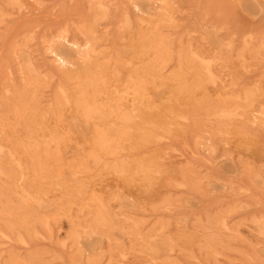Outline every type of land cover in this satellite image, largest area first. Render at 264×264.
Here are the masks:
<instances>
[{
	"label": "rangeland",
	"instance_id": "obj_1",
	"mask_svg": "<svg viewBox=\"0 0 264 264\" xmlns=\"http://www.w3.org/2000/svg\"><path fill=\"white\" fill-rule=\"evenodd\" d=\"M0 168V264H264V0H0Z\"/></svg>",
	"mask_w": 264,
	"mask_h": 264
},
{
	"label": "bare ground",
	"instance_id": "obj_2",
	"mask_svg": "<svg viewBox=\"0 0 264 264\" xmlns=\"http://www.w3.org/2000/svg\"><path fill=\"white\" fill-rule=\"evenodd\" d=\"M157 14V13H156ZM164 16V15H163ZM162 16V17H163ZM161 17V18H162ZM158 17H156V19H157ZM159 18H160V16H159ZM169 19V18H168ZM157 31V30H156ZM149 34V33H148ZM95 36V35H94ZM153 36V35H152ZM159 38H160V36H158ZM156 39V38H155ZM153 47V46H152ZM197 55V54H196ZM186 64H187V62H185ZM183 66V65H182ZM189 68V67H188ZM138 69H140V68H138ZM143 69V68H142ZM185 70H187V68L185 69ZM147 71V70H146ZM145 71V72H146ZM199 71V70H198ZM138 72V71H137ZM141 72H143V71H141ZM191 72V71H190ZM197 72V71H196ZM182 73V72H181ZM142 75V74H141ZM201 75V74H200ZM145 76H146V74H145ZM154 77V76H153ZM152 78V77H151ZM171 80V79H170ZM169 81V80H168ZM181 81V80H180ZM151 82V81H150ZM174 82V81H173ZM176 83H178L177 81H176ZM142 86V85H141ZM135 87V86H134ZM184 87V86H183ZM143 89V88H142ZM147 89V88H146ZM60 90V89H59ZM138 90V89H137ZM139 92V91H138ZM61 94V93H60ZM136 94V93H135ZM64 95V94H63ZM87 95V94H86ZM62 98V97H61ZM131 98V97H130ZM69 99V98H68ZM138 99V98H137ZM91 100V99H90ZM136 100V99H135ZM145 101V100H144ZM64 102V101H63ZM117 102V101H116ZM114 103V102H113ZM115 104V103H114ZM118 104H119V102H118ZM158 104V103H157ZM133 105V104H132ZM115 106H116V104H115ZM131 106V105H130ZM137 106V105H136ZM77 106H75V108H76ZM122 107H123V104H122ZM87 108H88V106H87ZM87 108L85 109V110H87ZM107 108H109V107H107ZM106 108V109H107ZM113 108H114V106H113ZM112 108V109H113ZM137 108H139V107H137ZM141 108V107H140ZM140 108H139V110H140ZM159 108H160V106H159ZM72 109H73V107H72ZM108 110V109H107ZM128 110V109H127ZM130 110V109H129ZM128 110V111H129ZM135 110H137V109H135ZM96 111V110H95ZM132 111V110H131ZM156 111V110H155ZM164 111H165V109H164ZM86 112V111H85ZM84 112V113H85ZM105 112V111H104ZM115 112H116V110H115ZM91 113V112H90ZM97 113V112H96ZM106 114V113H105ZM171 114V113H170ZM172 114H173V112H172ZM100 115V114H99ZM103 115H104V113H103ZM132 115V114H131ZM158 115V114H157ZM105 116V115H104ZM110 116V115H109ZM121 116V115H120ZM127 116V115H126ZM155 116V115H154ZM106 117H107V115H106ZM135 117V116H134ZM139 117V116H138ZM142 117V116H141ZM145 117V116H144ZM167 118H168V115L166 116ZM109 118V117H108ZM119 118V117H118ZM148 118V117H147ZM117 119V118H116ZM136 119V118H135ZM157 119V118H156ZM105 120V119H104ZM158 121V120H157ZM113 122V121H112ZM143 123V122H142ZM146 123V122H145ZM105 125V124H104ZM141 125V124H140ZM165 125V124H164ZM113 126V125H112ZM142 127V126H141ZM156 127V126H155ZM160 127V126H159ZM94 128V127H93ZM103 128V127H102ZM118 129V128H117ZM116 129V130H117ZM131 129V128H130ZM118 131V130H117ZM158 134V133H157ZM136 136V135H135ZM156 137V136H155ZM95 139V138H94ZM114 139V138H113ZM118 139V138H117ZM132 139V138H131ZM95 141H96V139H95ZM116 141V140H115ZM114 141V142H115ZM120 142V141H119ZM111 144H112V142H111ZM28 145V144H27ZM118 146H119V144H118ZM102 147V146H101ZM101 147H100V149H101ZM112 148V147H111ZM43 149V148H42ZM120 149V148H119ZM131 149V148H130ZM105 150V149H104ZM46 151V150H45ZM42 152V151H41ZM129 153V152H128ZM124 154V153H123ZM124 156V155H123ZM117 157H120V156H117ZM127 157V156H126ZM111 158V157H110ZM142 158V157H141ZM117 161V160H116ZM10 162V161H9ZM2 164V163H1ZM9 164V163H8ZM15 164V163H14ZM131 164V163H130ZM144 164V163H143ZM4 165V164H3ZM10 166V165H9ZM16 166H17V164H16ZM5 167V166H4ZM1 168H2V166H1ZM0 168V169H1ZM7 168V167H6ZM15 168V167H14ZM25 168V167H24ZM122 169V168H121ZM126 169V168H125ZM31 170V169H30ZM127 170V169H126ZM13 171V170H12ZM15 171V170H14ZM122 171V170H121ZM123 171H124V168H123ZM50 172V171H49ZM69 172H71V171H69ZM75 172V171H74ZM128 172V171H127ZM126 172V173H127ZM12 173V172H11ZM37 173V172H36ZM4 174H5V172H4ZM49 176V175H48ZM3 177V176H2ZM24 178V177H23ZM2 180V179H1ZM1 188V187H0ZM4 188V187H3ZM9 189H11V188H9ZM26 189V188H25ZM28 191V190H27ZM32 191V190H31ZM2 193V192H1ZM24 193V192H23ZM38 196V195H37ZM33 197H34V195H33ZM15 199V198H14ZM19 199V198H18ZM7 201V200H6ZM14 202H16V201H14ZM18 204V203H17ZM2 206V205H1ZM53 206V205H52ZM4 208V207H3ZM9 210V209H8ZM26 210V209H25ZM58 210H59V208H58ZM10 212V211H9ZM26 212V211H25ZM48 212V211H47ZM13 214V213H12ZM10 215V214H9ZM13 216V215H12ZM102 218V217H101ZM37 220V219H36ZM31 224V223H30ZM12 236V235H11ZM4 237H6V236H4Z\"/></svg>",
	"mask_w": 264,
	"mask_h": 264
}]
</instances>
